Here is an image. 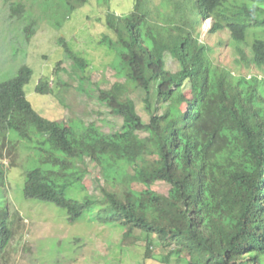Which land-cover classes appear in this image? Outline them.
Masks as SVG:
<instances>
[{
  "label": "trees",
  "instance_id": "16d2710c",
  "mask_svg": "<svg viewBox=\"0 0 264 264\" xmlns=\"http://www.w3.org/2000/svg\"><path fill=\"white\" fill-rule=\"evenodd\" d=\"M94 1L106 7L109 34L101 42L115 54L118 81L104 89L93 83L87 61L60 39L72 64L63 72L78 80V93L121 117L122 127L108 133L94 122L42 116L27 99L34 77L27 64L0 83V264L22 221L8 199L18 143L31 154L26 200L65 210L70 223L89 215L121 227L122 246L144 247L145 261L264 264V0H133L123 14L111 0H19L10 13L29 21L30 41L41 21L62 30ZM208 21L209 36L218 38L212 45L201 40ZM228 46L245 71L223 63ZM58 78L60 91L69 87ZM137 90L145 92L146 120L131 99ZM37 93L54 94L43 80ZM95 169L104 181L93 177L98 196L85 185ZM159 183L167 194L154 190ZM68 189L84 197L69 198Z\"/></svg>",
  "mask_w": 264,
  "mask_h": 264
},
{
  "label": "rangeland",
  "instance_id": "374dc122",
  "mask_svg": "<svg viewBox=\"0 0 264 264\" xmlns=\"http://www.w3.org/2000/svg\"><path fill=\"white\" fill-rule=\"evenodd\" d=\"M13 2L19 0H0V83L14 77L19 68L27 64L34 71L32 81L25 88L27 99L42 116L58 122H94L98 127L107 129L108 133L120 130L123 123L121 117L110 114L109 109L101 108L96 99H89L85 94L76 91L78 80L70 81L63 72L64 69L70 70L72 64L59 42L60 39H65L71 49L87 61V75L93 83L100 82L102 89L105 81H118L112 68L115 54L101 42L103 35L109 34L103 21L106 7L96 1L92 2L65 23L62 30L56 29L47 21H41L40 17L36 34L27 41L24 29L29 21L11 16L10 5ZM133 3V0H111V9L123 14L132 8ZM40 11L38 6L35 7L34 16L39 17ZM210 30L209 21L200 27L201 40L212 45L218 38L210 37ZM260 31L264 32V28ZM224 39L228 41L229 37L224 36ZM248 50L249 48L246 51ZM223 53V63L245 71V67L232 63L236 59L233 48L228 46ZM171 62V58L167 56L168 67L172 66ZM58 77H62L63 82H68L69 87L60 91ZM41 80L50 82L54 94L40 95L36 92ZM151 97L153 102L154 91ZM144 98L145 92L142 90L131 94L139 115L146 120L148 114L143 103ZM16 147V164L20 167L13 168L9 174L8 199L12 210L20 213L22 221L18 222L15 239L2 264H160L154 260H144V247H123L124 230L121 227L102 225L91 218L90 222L86 220L89 215L76 223H70L65 210L51 203L26 200L23 196L25 168L31 154L27 147L19 146V143ZM3 164L10 167L7 161ZM88 168L93 171L92 166ZM93 177L99 178L101 183ZM103 182L98 169H95L93 175L85 180V185L91 195L98 196L101 194L100 185ZM169 189L164 183L154 187L157 192L165 194ZM67 195L79 200L84 197L74 189H68ZM159 252H163V248Z\"/></svg>",
  "mask_w": 264,
  "mask_h": 264
},
{
  "label": "clouds",
  "instance_id": "9594fccd",
  "mask_svg": "<svg viewBox=\"0 0 264 264\" xmlns=\"http://www.w3.org/2000/svg\"><path fill=\"white\" fill-rule=\"evenodd\" d=\"M210 22V21H209ZM33 79V78H32ZM32 81V80H31ZM40 83V82H39ZM36 92H37V90H36ZM41 95V94H40Z\"/></svg>",
  "mask_w": 264,
  "mask_h": 264
}]
</instances>
